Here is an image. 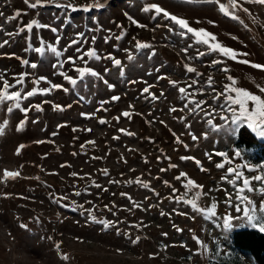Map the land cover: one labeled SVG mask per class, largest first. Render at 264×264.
Listing matches in <instances>:
<instances>
[{
	"label": "rangeland",
	"instance_id": "rangeland-1",
	"mask_svg": "<svg viewBox=\"0 0 264 264\" xmlns=\"http://www.w3.org/2000/svg\"><path fill=\"white\" fill-rule=\"evenodd\" d=\"M57 2L70 3L78 10H34L24 0H0V74L14 84V77L28 73L21 86L23 92L36 87L33 80L39 77L68 89H52L48 95L37 93L23 100L22 106L31 108L23 131L16 129L24 114L19 110L8 114L6 106H0V121L9 122L0 136V264H209L229 253L231 233L241 227L224 232L217 226L225 215L237 216L238 204L232 186L221 177L227 175L230 166L259 168L262 164L252 162L244 149L235 146L238 130H228V134L223 131L225 122L220 117H230L231 113L223 110L224 98L215 96L229 83V75L239 87L261 94L258 85L264 87V69H254L251 63L264 65V6L243 4L251 15L238 11L240 19L232 20L206 0H100L104 7L88 12L82 9L96 0ZM221 2L227 5L228 0ZM150 4L187 19L195 29L214 34L222 45L248 53L237 60L251 63H238L218 53L196 59L198 51H208L206 46L196 44L190 34L182 38L181 30L162 16L143 12ZM17 11L21 15L11 19ZM125 13L146 27L132 24ZM32 19L58 31L44 28L20 32ZM57 38L58 49H66L59 60L50 52L41 57L29 49V43L33 48L40 47L41 40L45 46L55 45ZM137 41L151 47L137 49ZM91 49L101 59L85 56L84 61L77 59L75 66L90 68L103 79L86 76L73 88L59 72L79 80L74 66L66 61ZM109 56L119 59L121 66H115ZM17 57L38 67L22 65ZM213 60L223 63L213 66ZM61 61L65 62L63 69L54 67ZM186 65L196 72H187ZM225 67L227 73L221 70ZM105 80L114 87L110 89ZM170 81L194 93L191 99L204 102L203 111H190L191 104L185 108L187 101ZM38 87L49 89L50 84L41 80ZM145 88L149 89L147 93ZM103 101L107 103L101 104ZM54 104L62 106L63 111L54 110ZM33 105H39L42 111ZM172 108L177 111H170ZM125 112L130 118L122 115ZM101 119L107 123L100 124ZM209 119L221 131H213L206 122ZM121 129L134 135H126ZM177 137L184 145L178 150L181 143H177ZM235 151L241 152L242 159L235 157ZM216 152H227L233 164L217 169L215 165L223 158ZM181 157H194L206 171H201L195 160ZM5 170L20 175L6 179ZM244 171L249 177L260 174ZM182 172L203 185L205 195L198 201L200 207L208 208L216 202V218L206 219L189 205L176 202V197L186 191L182 186L185 181L176 179ZM253 183L257 189L261 187ZM196 191L193 189L186 198ZM77 192L80 195H75ZM248 195L259 210L264 202L261 193ZM61 197L64 199H58ZM99 221L112 223L106 228ZM21 224L27 227L21 228ZM193 236L206 247L198 245ZM137 237L139 242L132 243ZM57 244L61 246L59 251ZM239 254L246 264H255L250 256ZM65 255L69 259L64 260Z\"/></svg>",
	"mask_w": 264,
	"mask_h": 264
},
{
	"label": "snow or ice",
	"instance_id": "snow-or-ice-1",
	"mask_svg": "<svg viewBox=\"0 0 264 264\" xmlns=\"http://www.w3.org/2000/svg\"><path fill=\"white\" fill-rule=\"evenodd\" d=\"M188 3H192L193 0H186ZM209 4H215L218 6L219 11L225 16L229 17L232 20H239L238 11H242L248 15H251V12L247 7H243V4H256V5H262L264 6V0H228L227 5L225 3H222L221 0H206ZM24 3L31 9L38 10L40 8L44 7H56V8H71L73 11H77L78 9L72 5V4H61L58 3L57 0H34V2H30V0H24ZM104 5L100 3V0H96V2L92 5L85 6L82 10L85 12L91 11L93 8H103ZM145 13H154L155 16L159 17L162 16L163 19L170 21L172 24L176 25L181 31L179 32V35L182 38H187L190 34V36L195 40L196 44H201L206 46L207 52L204 51H198L196 59H201L207 54L211 53H218L219 55L233 60L237 61L238 63L242 64H250L251 62L248 60H237L238 56H248V53H238L234 49L222 45L218 40L217 37L204 30V29H195L190 26L189 21L187 19L178 17L176 15L171 14L167 10H165L163 7L157 5V4H150L142 9ZM0 15H3V13H0ZM21 13L19 11L16 12L15 16L11 19H16L19 17ZM129 21L136 25L139 28H144L146 25L140 24L138 21H136L132 16L125 13ZM242 22V21H241ZM122 27V26H121ZM48 28L53 33H56L58 30L54 27H51L48 24H43L39 21V19H32L27 25L22 27L20 29V32L27 31L28 33H32L34 29H44ZM9 35H15V33H9ZM119 39V37H118ZM233 39H236L233 37ZM78 41H74L76 43ZM4 43H7V41H4ZM59 44V38L56 40V44H47L45 46V42L41 40V46L33 48L31 46V43H29V49L32 52H35L39 54L41 57L45 55L46 52H50L53 56H55L58 60L63 55V51L60 50L56 45ZM0 47H3V44H0ZM137 49H145L150 48L151 45L147 43H142L137 41L136 43ZM185 54H187L188 49H183ZM154 54V53H153ZM87 56L89 59H96L100 60L101 57L97 54V52L94 49H91L89 51L83 52L81 51V55H79L76 58L69 57L66 61L67 63H70L74 66L73 70L78 73L79 80L77 78H74L72 76L67 75L63 71L59 72L60 75L63 76L64 80H66L70 85L75 88L79 81H83L86 76L91 77H99L100 79H103V77H100V74L96 71L87 68V67H76V60L79 59L81 61H84V57ZM108 59H111L113 61V64L117 67H120L122 62L119 59H116L115 57H107ZM17 59H21L17 57ZM129 59L131 60V55L129 56ZM191 59V58H190ZM22 65L31 67L33 69L37 68L38 65L36 63H32L27 59H21ZM64 61H61L57 65H54V67H58L60 69H63L64 67ZM222 60H213L212 65L216 66L219 64H222ZM186 71L189 73L196 72V69L190 66H185ZM251 67L254 69H264V65H261L259 63H251ZM223 72L227 73L229 71L228 68L221 69ZM123 74V73H121ZM28 73H23L19 77H14L15 83L9 84L8 80L5 78L3 74H0V106H6V112L8 114L13 113L14 110H19L21 113L24 114L25 119L22 120L19 125L17 126V131H23L24 125L27 122V114L31 110V108H25L22 106V101L27 100L29 97H32L36 95L37 93L42 95H48L52 89H62L64 92H68L67 88H63L60 84H52L50 81H47L46 77H39L38 79L33 80V84L36 85L31 91L23 92L22 87L24 85V81L27 78ZM229 83L224 85V90L222 92H218L215 96V99H220L221 97L224 98L223 100V110L231 113V116L223 115L220 117L221 120L225 122L223 126V131L228 134V130H238L244 127H247L250 129L253 133L256 134L260 139L264 140V87H261L258 85L260 95L254 94L253 92L239 87L238 81L232 77H227ZM43 80L46 83L50 84L49 89H39L38 85L40 81ZM105 84L111 89L114 87V85L108 84V82L105 80ZM170 83L173 85V87H178L176 81H170ZM193 83H196L193 81ZM209 86L211 87L212 84V78L209 77ZM188 87H192V85H188ZM13 89H16L13 91ZM149 89L145 88L144 92H148ZM178 91L181 94V99L186 100L187 103L185 104V108H188L189 104L193 105V107L190 109V111L196 112V111H203V103L204 102H197L194 99H191V97L194 95V93L188 92V89L185 87H178ZM156 97L153 96V99ZM113 100H119V97H112ZM107 103V101L101 102V104ZM33 107L36 108L37 111H42V108L39 105H33ZM53 109L57 111H63V107L60 105H53ZM106 111V109H105ZM170 111L175 112L177 111L176 108L170 109ZM183 111V109H181ZM81 115L86 116L87 118H91L89 114L82 113ZM125 117L130 118V114L128 112L123 113ZM119 120V118H115ZM207 124L210 126V128L213 131H221V128H219L213 120L209 119L206 121ZM8 120L5 119L3 121H0V136L5 134V131L8 127ZM100 124L107 123L105 120L101 119L99 121ZM163 123V121H161ZM63 125H60L58 127H62ZM190 127V125L188 126ZM75 131V129H73ZM88 131H91V129H88ZM122 132H125L126 135H134V133L127 132L126 130L121 129ZM175 136L176 134L173 133ZM114 139H119V137H114ZM193 140H196L197 137L195 135L192 136ZM38 143H44V141H38ZM87 143L94 144V141H88ZM177 143H181L179 140V137H177ZM24 145H20V148L22 149ZM82 147H84L82 145ZM187 147V145H185ZM17 155H19V149L17 150ZM75 155V153H73ZM216 156L222 157L223 162L217 163L215 166L217 169H225L226 164L232 165L233 161L230 159L229 154L227 152H216ZM235 157L241 158V152L235 151L234 152ZM209 160L212 159V155L209 154L208 156ZM183 160L193 159L194 157H181ZM195 163L200 168L201 171H206L204 169L199 160H195ZM171 167L175 168L176 165H170ZM63 167V165H62ZM244 169H247L248 172H257L259 171L260 174L253 175L251 177L245 175ZM105 175H107V170H103ZM164 171V169H162ZM227 175L221 177L222 180L226 181L232 186V189L235 191L236 194V200L238 201V204L235 206V211L237 213L236 217L225 215L222 218V224H217L218 227H222L224 232H227L231 230L234 226L239 227H251L261 233H264V202H261L259 204V210H257V205L250 199L248 193H253L255 191H259L262 196V201H264V166H259V168L250 166L248 164H237L235 166H230L226 168ZM20 173L17 172H11L8 170L4 171V177L16 179ZM72 175H76L73 173ZM177 180L183 179L185 182L182 184L184 187L185 195L184 196H177L176 202H183L186 205H189L193 212H198L202 214L206 219H214L217 217V213L215 211L217 204L216 202H213L208 208L200 207L198 204V201L201 199L205 193L203 192V185L197 184L196 181L192 180L190 177L187 176L186 173H181L180 176L176 177ZM253 182H257L261 185L258 189L254 186ZM137 183H143L140 180H137ZM167 184L168 182L165 181ZM99 187V185H96ZM144 187H148L146 183H143ZM171 187V185H169ZM193 189H196L197 191L191 198H186L187 194L192 192ZM176 190L173 189V192ZM75 195H80L79 192L75 193ZM124 195V194H122ZM231 193L228 194V199L231 200ZM58 199H64L63 197ZM171 199V197H170ZM135 207H139L140 205L134 204ZM162 215L164 213H161ZM93 219H95L93 217ZM234 220H238V223H234ZM99 223H102L106 228L111 225L112 222L109 221H99ZM21 228H26L27 226L24 224L20 225ZM136 227H139L138 225ZM177 231H181L180 229H177ZM167 235V234H165ZM193 240L196 241L198 245L201 247H206L203 242L197 237L193 236ZM139 237H137L135 240L132 241V243H138ZM60 245L57 244L56 248L59 251ZM64 260L69 259L66 255L62 257Z\"/></svg>",
	"mask_w": 264,
	"mask_h": 264
},
{
	"label": "trees",
	"instance_id": "trees-1",
	"mask_svg": "<svg viewBox=\"0 0 264 264\" xmlns=\"http://www.w3.org/2000/svg\"><path fill=\"white\" fill-rule=\"evenodd\" d=\"M237 148L244 149L254 163L264 166V140L247 127L238 129L234 142ZM183 148V144L178 147ZM168 158V155H167ZM231 251L212 259L209 264H246L239 252L251 257L255 264H264V233L251 227H241L231 233Z\"/></svg>",
	"mask_w": 264,
	"mask_h": 264
}]
</instances>
